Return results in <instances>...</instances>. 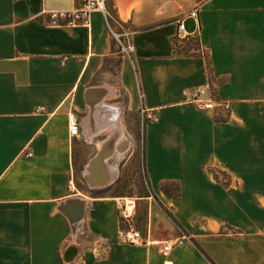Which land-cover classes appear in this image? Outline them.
Listing matches in <instances>:
<instances>
[{"label":"crops","instance_id":"1","mask_svg":"<svg viewBox=\"0 0 264 264\" xmlns=\"http://www.w3.org/2000/svg\"><path fill=\"white\" fill-rule=\"evenodd\" d=\"M133 1L126 19L106 1L130 60L102 13L90 29L46 25L44 11L80 0H0V264H264V0ZM194 8L185 26L196 48L184 54L175 20ZM203 87L212 111L192 103ZM141 106L158 121L142 128ZM140 133L151 195L134 197L141 242L129 245L125 197L78 184L115 185ZM164 182L178 184L177 199ZM174 222L189 241L164 254Z\"/></svg>","mask_w":264,"mask_h":264},{"label":"built area","instance_id":"2","mask_svg":"<svg viewBox=\"0 0 264 264\" xmlns=\"http://www.w3.org/2000/svg\"><path fill=\"white\" fill-rule=\"evenodd\" d=\"M107 0H80V7L71 10H52L44 11L43 14L46 17V25L48 27H85L90 29L91 18L93 13H102L109 33L120 46L122 54L128 58L132 59V54L134 53V47L130 40L129 34L115 32L109 24V14L106 7ZM198 10L194 8L188 13L182 14L176 18L175 23L177 26L175 39L179 42H183L185 39L189 38V34L186 32L185 21L187 19L197 20ZM65 60V59H64ZM192 103L196 106L198 110L202 111H212L215 108V102L213 96L208 87H203L197 89L191 93ZM150 111H148L143 106L139 109L140 122L143 128L147 122H157L158 117L155 114L148 116ZM68 131L71 137L78 136L80 133L79 122L75 114L68 115ZM136 214V200L135 198H124L119 206V216L122 225L125 227L121 234V242L129 245H137L140 241V234L133 229L132 223ZM179 237L177 239L168 240L162 243V252L164 254L169 253L173 247L181 246L182 244L189 241L188 236L177 228Z\"/></svg>","mask_w":264,"mask_h":264},{"label":"rangeland","instance_id":"3","mask_svg":"<svg viewBox=\"0 0 264 264\" xmlns=\"http://www.w3.org/2000/svg\"><path fill=\"white\" fill-rule=\"evenodd\" d=\"M117 6L119 8V12L122 19H126L129 16V12L131 9H135L137 7V2L131 0L126 7L125 0H115ZM133 2V3H132ZM191 2V1H190ZM179 41H176V44ZM179 44V43H178ZM183 46L181 53L188 54L189 50L192 48H196V41L194 39H185L183 41ZM226 116L225 112L221 113V119H224ZM143 133H140L138 136V148L133 149V155L131 157L127 156L126 160L121 164L119 169L118 180L115 185L101 190H88L87 186L84 184H78V188L85 193H90L93 196H111V195H118L123 196L125 198H134L140 195H143L147 190L146 179H144V174L141 167L142 161V152H143ZM254 153L256 156V161L263 152V148H254ZM224 177V176H223ZM174 194L176 193L173 191ZM260 205L264 206V201L258 202ZM123 229V228H122Z\"/></svg>","mask_w":264,"mask_h":264},{"label":"trees","instance_id":"4","mask_svg":"<svg viewBox=\"0 0 264 264\" xmlns=\"http://www.w3.org/2000/svg\"><path fill=\"white\" fill-rule=\"evenodd\" d=\"M207 65H208V67H209V63L207 62ZM216 121H221L220 119H216ZM141 167H142V171H143V174H144V148H143V152H142V161H141ZM144 179H146V176H145V174H144ZM146 184H147V190H146V192L143 194V195H145L146 197H148V196H150L151 195V190H150V185H149V183H148V180L146 179ZM161 191H162V193L165 195V196H167V197H169V198H172V199H177L178 197H179V186H178V184H176V183H174V182H164L162 185H161ZM173 191H175L176 193L174 194V192ZM164 211H165V213H166V215L168 216V217H170V219L172 220L173 218H172V216H171V214H169V212L166 210V209H164ZM174 221V220H173ZM175 223V222H174ZM176 224V223H175ZM177 225V227L178 228H180L181 230H182V228L178 225V224H176ZM183 231V230H182ZM185 233V232H184Z\"/></svg>","mask_w":264,"mask_h":264},{"label":"bare ground","instance_id":"5","mask_svg":"<svg viewBox=\"0 0 264 264\" xmlns=\"http://www.w3.org/2000/svg\"><path fill=\"white\" fill-rule=\"evenodd\" d=\"M77 208H78V209H77V213H76V215H74V216L72 217L74 221H77V220L83 215V209H82L81 205H78Z\"/></svg>","mask_w":264,"mask_h":264},{"label":"water","instance_id":"6","mask_svg":"<svg viewBox=\"0 0 264 264\" xmlns=\"http://www.w3.org/2000/svg\"><path fill=\"white\" fill-rule=\"evenodd\" d=\"M64 208H65V206L63 207V209H64ZM82 216H83V215H82ZM82 216H81L77 221H74L73 218H69V220H70L71 223H78V222L81 221Z\"/></svg>","mask_w":264,"mask_h":264}]
</instances>
